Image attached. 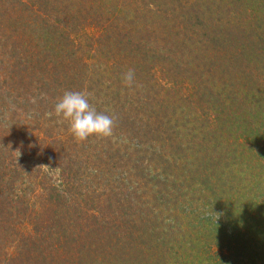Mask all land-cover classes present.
I'll list each match as a JSON object with an SVG mask.
<instances>
[{"label": "trees", "instance_id": "1", "mask_svg": "<svg viewBox=\"0 0 264 264\" xmlns=\"http://www.w3.org/2000/svg\"><path fill=\"white\" fill-rule=\"evenodd\" d=\"M0 264H264V0H0Z\"/></svg>", "mask_w": 264, "mask_h": 264}, {"label": "clouds", "instance_id": "2", "mask_svg": "<svg viewBox=\"0 0 264 264\" xmlns=\"http://www.w3.org/2000/svg\"><path fill=\"white\" fill-rule=\"evenodd\" d=\"M134 81L135 72L129 69L123 76V83L131 87ZM88 95L83 91H66L54 107L55 115L69 122V131L78 141H84L93 135L109 137L113 134L114 119L104 113H98L89 103Z\"/></svg>", "mask_w": 264, "mask_h": 264}]
</instances>
